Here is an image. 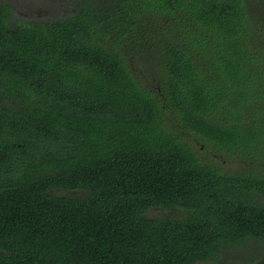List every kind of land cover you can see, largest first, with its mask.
Returning <instances> with one entry per match:
<instances>
[{"label":"trees","instance_id":"16d2710c","mask_svg":"<svg viewBox=\"0 0 264 264\" xmlns=\"http://www.w3.org/2000/svg\"><path fill=\"white\" fill-rule=\"evenodd\" d=\"M67 2H0V264L261 257L264 0Z\"/></svg>","mask_w":264,"mask_h":264},{"label":"rangeland","instance_id":"374dc122","mask_svg":"<svg viewBox=\"0 0 264 264\" xmlns=\"http://www.w3.org/2000/svg\"><path fill=\"white\" fill-rule=\"evenodd\" d=\"M68 0H0V2H9L12 4V16H17L25 19H50L55 17L66 16L72 13V7L67 2ZM199 144V145H198ZM197 148L202 147L206 152L201 153V156L206 155V160L214 161L224 170H230L232 173L246 170L248 162L241 156H231L220 153L218 150L209 146L206 143L198 142ZM205 157V156H203ZM149 217H159L162 215L158 209H152L147 212ZM261 257L250 256L243 252H229L218 260L196 263V264H264V251L261 252Z\"/></svg>","mask_w":264,"mask_h":264}]
</instances>
